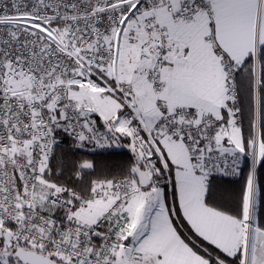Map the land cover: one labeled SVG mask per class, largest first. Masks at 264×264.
<instances>
[{
  "label": "snow or ice",
  "instance_id": "obj_1",
  "mask_svg": "<svg viewBox=\"0 0 264 264\" xmlns=\"http://www.w3.org/2000/svg\"><path fill=\"white\" fill-rule=\"evenodd\" d=\"M0 264H264V0H0Z\"/></svg>",
  "mask_w": 264,
  "mask_h": 264
}]
</instances>
